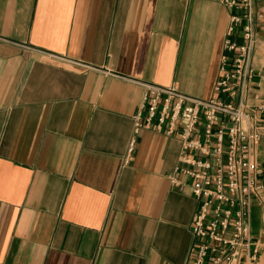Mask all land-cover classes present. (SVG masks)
Here are the masks:
<instances>
[{"label":"crops","instance_id":"0c3cea01","mask_svg":"<svg viewBox=\"0 0 264 264\" xmlns=\"http://www.w3.org/2000/svg\"><path fill=\"white\" fill-rule=\"evenodd\" d=\"M228 21L218 0H0V264H186L197 201L167 178L181 142L134 134L131 80L209 98Z\"/></svg>","mask_w":264,"mask_h":264},{"label":"built area","instance_id":"2783aa9c","mask_svg":"<svg viewBox=\"0 0 264 264\" xmlns=\"http://www.w3.org/2000/svg\"><path fill=\"white\" fill-rule=\"evenodd\" d=\"M218 1L229 21L211 96L200 99L175 86L131 80L144 89L134 134L148 130L181 142L178 163L167 178L197 201L186 264H258L264 259V165L259 162L264 99L253 106L249 93L260 87L251 54L259 42L255 23L262 16L254 0ZM134 145L132 139L129 154ZM256 217L262 227L254 233Z\"/></svg>","mask_w":264,"mask_h":264},{"label":"rangeland","instance_id":"374dc122","mask_svg":"<svg viewBox=\"0 0 264 264\" xmlns=\"http://www.w3.org/2000/svg\"><path fill=\"white\" fill-rule=\"evenodd\" d=\"M260 152H261V154L264 153V139L262 140V143H261V146H260ZM257 223H258V221L255 218L254 219V225H253V227H254V233H256L258 231ZM258 264H264V259L261 262H259Z\"/></svg>","mask_w":264,"mask_h":264}]
</instances>
